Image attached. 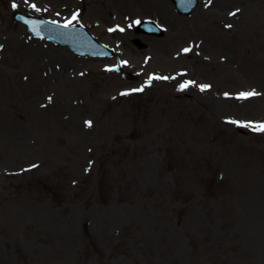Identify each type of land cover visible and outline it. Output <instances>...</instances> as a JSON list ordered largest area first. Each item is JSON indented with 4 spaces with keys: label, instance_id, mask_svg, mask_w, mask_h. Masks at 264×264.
<instances>
[{
    "label": "rangeland",
    "instance_id": "1",
    "mask_svg": "<svg viewBox=\"0 0 264 264\" xmlns=\"http://www.w3.org/2000/svg\"><path fill=\"white\" fill-rule=\"evenodd\" d=\"M0 46V264H264V0H0Z\"/></svg>",
    "mask_w": 264,
    "mask_h": 264
},
{
    "label": "water",
    "instance_id": "2",
    "mask_svg": "<svg viewBox=\"0 0 264 264\" xmlns=\"http://www.w3.org/2000/svg\"><path fill=\"white\" fill-rule=\"evenodd\" d=\"M180 12L187 13L197 3V0H175ZM141 30L149 33L163 34V30L155 25V23L149 21L142 23ZM61 36V33L57 34ZM57 35L55 37L57 38ZM72 48L80 52L96 53H111L107 48L100 45L92 36L83 28L78 27V31L70 36L67 40Z\"/></svg>",
    "mask_w": 264,
    "mask_h": 264
},
{
    "label": "snow or ice",
    "instance_id": "3",
    "mask_svg": "<svg viewBox=\"0 0 264 264\" xmlns=\"http://www.w3.org/2000/svg\"><path fill=\"white\" fill-rule=\"evenodd\" d=\"M12 7L13 8H16L17 5L16 4H13ZM31 7L33 9L37 10V11L40 10V9L37 8V6L35 4H32ZM235 14H236L235 12L231 13V15H235ZM76 18H77L76 15H73L72 20H75ZM72 20L67 21L63 25V27H65V28L69 27V25L72 24ZM137 23H139V21H137ZM228 27H231V25H228ZM0 47H2V46H0ZM190 50H191L190 48H185L184 49L185 52H189ZM163 78L164 79H167V77H163ZM188 83H192V82H188ZM208 87H209L208 85H202L201 86V90L203 91L204 89H206ZM133 91H143V88L133 89ZM126 94L127 93H122V95H126ZM225 95H227V94H225ZM255 95H257V93L255 91L242 92V93L239 94V98L247 99V98L252 97V96H255ZM51 99H52V97H48L49 102H51ZM85 123H86V126H89L90 127L92 122L91 121H86ZM233 123H237V122L236 121H233ZM256 130L261 131V132H264V124H260V125L256 126Z\"/></svg>",
    "mask_w": 264,
    "mask_h": 264
},
{
    "label": "bare ground",
    "instance_id": "4",
    "mask_svg": "<svg viewBox=\"0 0 264 264\" xmlns=\"http://www.w3.org/2000/svg\"><path fill=\"white\" fill-rule=\"evenodd\" d=\"M163 1V3H164V0H162ZM201 1V0H200ZM144 39V38H143ZM247 110H249V109H254L255 110V108H256V106H255V103H251L249 100H248V102L246 103V105L244 106Z\"/></svg>",
    "mask_w": 264,
    "mask_h": 264
}]
</instances>
